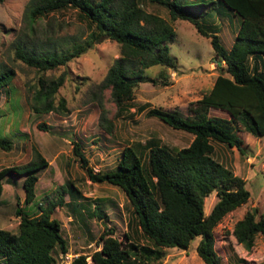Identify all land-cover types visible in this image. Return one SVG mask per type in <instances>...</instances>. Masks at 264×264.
<instances>
[{"label": "trees", "instance_id": "1", "mask_svg": "<svg viewBox=\"0 0 264 264\" xmlns=\"http://www.w3.org/2000/svg\"><path fill=\"white\" fill-rule=\"evenodd\" d=\"M149 2L164 7L169 19L187 20L201 36L208 37L216 65L227 75L218 73L210 89L188 104L184 116L160 107L145 110V116L191 134V140L184 147L173 150L161 145L156 138H148L142 143L124 146L114 168L93 171L80 146L72 142V153L87 179L91 183L105 182L123 192L131 207L132 220L148 242L135 243L127 233L122 234L124 241H121L113 236L111 228H105L95 240L98 248L88 257L91 264H146L161 259L163 248L186 250L190 241L198 236L195 252L203 264H222L214 247L213 228L225 213L245 203L249 194L244 180L212 158L211 142L243 153L238 131L254 137L264 135V0ZM68 7L76 11L88 28L86 37L82 41L68 40L65 50H56L53 43L46 46L49 35H45L43 41L34 36L35 23ZM223 8L237 22L228 48L221 43L217 25L212 22L214 13L221 14ZM22 16L30 33L26 30L23 39L14 43L13 55L40 73L64 65L104 38L119 44L118 56L98 85V91L109 90L118 113L131 107L133 90L139 83H169L164 72L150 77L145 72L147 68L176 67L167 44L175 36L173 29L157 15L144 12L138 0H27ZM12 76L11 68L0 66V91L3 90L5 99H8L6 87ZM63 78L62 74L49 79L38 76L31 95L33 113L67 112L64 99L55 100ZM99 108V124L110 133L112 123L100 102ZM143 109L144 105L135 107L137 111ZM36 128L45 130L48 126L40 122ZM10 147L9 139L0 138V149L8 151ZM33 155L34 158L23 165L0 167V192L3 182L15 184V177H22L24 204L32 203L37 171L47 165L35 148ZM212 191L217 200L208 214H204L203 200ZM65 193L71 199L77 197L78 191L71 181L57 186L52 197L45 195V200L37 202L34 214L25 212L23 206L15 202L17 229L16 232L0 229V264H55L54 251L66 253L59 222L51 217L53 209L63 204ZM65 203L73 202L69 199ZM90 215L106 218L95 201ZM231 235L247 251L255 236L259 235L264 242V211L258 217L251 210L245 211L235 221ZM86 258L85 254H77L68 264H88ZM237 261L243 262L242 259Z\"/></svg>", "mask_w": 264, "mask_h": 264}, {"label": "rangeland", "instance_id": "2", "mask_svg": "<svg viewBox=\"0 0 264 264\" xmlns=\"http://www.w3.org/2000/svg\"><path fill=\"white\" fill-rule=\"evenodd\" d=\"M26 2L0 0V66L11 68L13 72L6 87L8 99H5L3 90L0 91V138L11 141L8 151L0 149V167L27 163L34 158L33 148L47 165L37 171L32 203L24 204L22 201V177H15V184L3 182L0 192V229L16 232V201L25 212L34 214L37 202L45 200V195L52 197L57 186L71 181L78 191L77 197L71 199L67 193L63 194V204L56 206L51 213V217L59 222L67 246L65 254H60L57 249L54 251L55 264H65L67 257L72 258L77 254L87 255L86 261L91 264L88 255L98 248L95 240L105 228H111L113 236L121 241H124L122 234L127 233L135 243L148 244L132 220L131 207L123 192L105 182L91 183L72 153V142L80 146L93 171L114 168L124 146L142 143L148 138H156L161 145L173 150L186 146L192 138L191 134L172 129L154 117L145 116L144 112L148 108L160 107L175 110L184 116L188 104L210 89L218 73L227 75L215 63L209 38L201 36L187 20L169 19L164 7L149 0H138L144 12L157 15L173 29L175 36L167 44L169 53L175 58L176 67L147 68L145 72L150 77L156 76L159 71L164 72L169 83H139L133 90L131 107L118 113L109 90L98 91L107 68L119 54V44L115 41L104 38L80 56L42 73L14 58L13 45L19 38L23 39V34L28 30L22 16ZM221 11L219 15L214 13L212 22L217 25L221 43L228 48L237 22L227 9ZM33 28L34 36L41 41L45 35H49L50 40L45 45L53 43L56 50H65L70 39L82 41L89 31L77 17L76 11L69 7L39 19ZM61 74L64 78L55 93V100L63 98L67 112L33 113L30 109L31 95L38 76L49 79ZM99 102L112 123L110 133L99 124ZM137 105H144L145 109L137 111ZM40 122L48 128L37 129L36 124ZM237 135L242 141L243 153L234 147L211 142L212 158L244 180V188L249 194L245 203L225 213L214 226V247L222 264H263L264 242L260 236H255L252 247L247 251L236 243L231 231L235 221L245 211L251 210L256 217L264 211V135L254 137L244 131H238ZM69 199L73 202L71 205L65 203ZM216 200L214 191L204 198V214H208ZM94 201L104 211L105 219L90 215ZM198 239V236L194 237L184 252L175 247L163 248L161 259L146 264H203L195 252ZM240 259L243 262L237 261Z\"/></svg>", "mask_w": 264, "mask_h": 264}, {"label": "built area", "instance_id": "3", "mask_svg": "<svg viewBox=\"0 0 264 264\" xmlns=\"http://www.w3.org/2000/svg\"><path fill=\"white\" fill-rule=\"evenodd\" d=\"M65 257H67V256H65ZM66 260H67V261L65 262V264H68V263L70 262L71 258H68V257H67Z\"/></svg>", "mask_w": 264, "mask_h": 264}, {"label": "clouds", "instance_id": "4", "mask_svg": "<svg viewBox=\"0 0 264 264\" xmlns=\"http://www.w3.org/2000/svg\"><path fill=\"white\" fill-rule=\"evenodd\" d=\"M73 257H74V256H73ZM73 257H72V258H73ZM72 258H71V259H72ZM70 261H71V260H70Z\"/></svg>", "mask_w": 264, "mask_h": 264}, {"label": "crops", "instance_id": "5", "mask_svg": "<svg viewBox=\"0 0 264 264\" xmlns=\"http://www.w3.org/2000/svg\"><path fill=\"white\" fill-rule=\"evenodd\" d=\"M183 252H184V250H183Z\"/></svg>", "mask_w": 264, "mask_h": 264}]
</instances>
